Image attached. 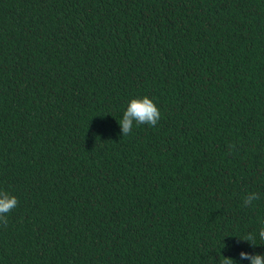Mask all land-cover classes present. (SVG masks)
<instances>
[{"label":"trees","instance_id":"1","mask_svg":"<svg viewBox=\"0 0 264 264\" xmlns=\"http://www.w3.org/2000/svg\"><path fill=\"white\" fill-rule=\"evenodd\" d=\"M0 190V264L264 255V0H0Z\"/></svg>","mask_w":264,"mask_h":264},{"label":"clouds","instance_id":"2","mask_svg":"<svg viewBox=\"0 0 264 264\" xmlns=\"http://www.w3.org/2000/svg\"><path fill=\"white\" fill-rule=\"evenodd\" d=\"M160 119V111L155 103L147 96L137 97L130 100L127 109L123 114L122 120L118 123L122 129V136L128 135L132 131L133 121L137 125L148 124L149 126H155ZM256 193H250L244 197V205H251L253 200L258 199ZM18 204V200L15 196L10 195L7 191L0 190V222L7 224V213L14 209ZM261 224L264 225V220H261ZM259 238L264 240V226L259 229ZM245 241L250 242L253 247L255 244V236L249 234ZM222 256V255H221ZM223 258L219 260V264H235L231 258ZM240 257L242 259L250 260V264H264V255L261 254H249L241 252Z\"/></svg>","mask_w":264,"mask_h":264}]
</instances>
